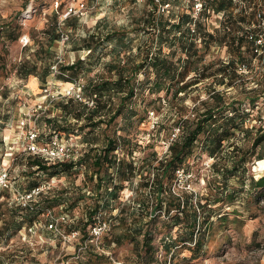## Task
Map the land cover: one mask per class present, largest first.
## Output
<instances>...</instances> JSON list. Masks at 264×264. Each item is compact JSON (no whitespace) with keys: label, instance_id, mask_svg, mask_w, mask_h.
I'll return each instance as SVG.
<instances>
[{"label":"rangeland","instance_id":"1","mask_svg":"<svg viewBox=\"0 0 264 264\" xmlns=\"http://www.w3.org/2000/svg\"><path fill=\"white\" fill-rule=\"evenodd\" d=\"M57 1L58 5L55 7L54 0H0V169L6 168L11 183L9 187L0 186V201L16 199L18 193H25L29 190L27 188L28 181L38 179L36 176H29L26 164L27 154L22 152L20 143H18L17 118L22 113L28 112L31 115L29 124H35L39 128V141L51 140L53 131L58 134V140L62 142L71 136L78 149V157L87 151L89 143L93 147H100L106 136L114 138L116 135L125 137V147L121 146L123 148H119L115 154L119 158H130L135 161L136 165H139L141 159L149 157L152 163L143 169V174H135L128 180H124L117 198L110 203V206L105 209L106 211L97 212L94 218L95 221L97 217L104 219L109 224L108 229H114L115 233L121 234L124 233L123 229H133V220L135 219L137 225L142 224L141 229L150 227L149 229L167 230L162 225V221L166 219L165 214L160 210L153 209L157 196L151 181L154 175L153 167L156 166L157 160L164 158L165 143L176 133L179 116L182 115L183 119L189 121L194 111H200L206 107V101L209 104L212 102L209 99V92L215 89L223 93L227 102L234 98L235 105L245 113L242 114V118L240 116L237 118L242 127L234 132L229 141L247 149L252 138L258 133L256 129L258 127L264 129V33L262 32L263 36L262 34L258 36L256 52L246 51L242 47V62L234 64L236 76L233 78L231 86L220 84L218 82L219 75H210L190 86L181 101L172 100L170 92L165 94L164 91H161L150 94L148 85H145L143 89L136 86L138 88L136 96L131 99L128 106L135 111L134 115L125 119L124 114H120L108 125L97 123V126H90L85 125L88 122L86 118L77 119L73 114H64L63 110L57 109L58 103L61 101L65 103L70 98L61 95L48 98L42 91L46 85L51 90L64 89L71 80L57 79V74L52 72L54 78L51 75L42 88L39 87V84L30 85L32 88L27 87L26 83H23L24 80L17 82L15 69L22 59L28 57L27 54H24L23 48L28 46L31 41L43 36V30L47 25L53 23L52 16L57 21L60 32L67 38L64 40L59 37L53 43V58L50 65L73 62L76 59V52L71 51L73 50L72 46L83 44V38L88 39L90 35L102 38V42L100 41L96 47L102 58L91 59L90 64L86 61L89 51L82 49L84 64L80 71L73 75L76 82L83 86V100L73 99L72 101L90 109L96 105V98L92 94L84 93V86L89 79H93V81L110 79L111 75L105 65L107 61L114 62L116 59L119 64H126V51H130L134 62L139 61L145 51L150 53L159 51L163 55L171 56L172 49L168 47V40L165 38L167 34L168 37H171V34L168 33V25H163V23L165 24V21H169V24L175 23L178 13L198 15L193 13L192 0H173L174 7L166 13L158 12L153 7L152 0ZM80 1L84 3L82 9L77 7ZM245 1L244 3L243 0H234L239 4L238 7L232 4L228 11L234 17L243 13L242 15H245L250 23L242 25L259 32L260 29H264V1ZM69 5H72L71 7L75 8L76 12H70L64 17ZM240 6L246 7L245 12L239 9ZM172 12L173 15H171ZM250 12L252 15H249ZM152 15L154 22L151 24L149 18ZM66 18L70 19L67 25L64 24ZM221 19V13L210 12L204 21V26L208 31H214L215 28L221 27ZM9 22L11 23L9 29L18 36L13 41L6 39L5 29L2 28L5 23ZM22 35L28 37L26 45H22L19 40ZM109 35L111 37L107 40L105 36ZM160 35L161 38H159ZM196 43L200 47V40H197ZM114 47H119V53H115ZM138 47H140L139 53ZM173 49H175V54L172 55L173 59L178 56L184 57L177 46ZM110 52L114 55L117 54V57L112 56ZM236 52L237 50L228 52L224 44H211L204 52V57L198 67L211 63L207 73H218L219 65L223 62L226 63L230 58H237ZM150 72L148 73L151 79L153 75ZM193 73L190 72L189 76ZM64 77L68 78L66 75ZM143 77L141 70L137 73V82L141 83ZM119 96V94L112 95L114 109ZM255 96H258L257 100L254 104H250L248 98ZM102 100L110 102L106 94L99 101ZM38 104H45L46 108L44 111L33 113L31 109ZM48 117L57 118L55 125L57 130H54L53 126L51 125V127L49 122H46ZM183 125L185 128L187 124H180V126ZM62 127L72 130L66 133V130L60 129ZM181 129L182 127L178 132L179 135ZM199 137L201 140L203 136ZM84 138L88 143H84ZM200 140L197 142L192 156L182 167L183 170L175 172L173 179L167 184V189L169 188L175 195H180L182 191L191 192L193 201L196 200V197L204 196L208 191V181L214 184L213 181L216 180V183H219L218 186L223 181L221 176H216L212 169V162L216 161L218 165L227 163L230 166L233 158L228 142L222 144L221 153L211 157L204 152ZM151 152H154V156L149 155ZM259 152L260 145L248 148L245 153L249 154V161L245 165V171L236 172L228 179V189L235 192V200L231 204L222 200L212 205L215 212L225 216L221 220L216 219V216L211 217L213 224L211 229L206 231L203 255L191 261L187 260L190 251L184 246H178L175 255H171V261L174 264L188 261L191 264H264V189L253 188L250 185V178L257 179L264 175L263 167L254 168L260 159H264V157L257 158L256 155ZM94 180L95 176L93 179H88L82 171H76L57 175L52 179L50 176H41V183L38 186L49 184L50 188L45 189L44 193L50 195L64 187H74L73 190L67 191L68 194L72 192L75 195V188L79 185L85 189L84 193L87 196L86 191L94 193L92 191ZM88 195L87 197L91 196V194ZM232 195L234 196V194ZM90 201V198H85L71 212H67L69 219L61 223L62 230L67 229L68 224L70 225L82 215L84 204ZM143 202L144 208L140 205ZM111 208H114V214L109 212ZM47 210L37 217V221H40L41 225L33 233L20 230L9 239L0 242V264H140V261L137 263L133 261L134 254H136L134 241L133 244H130L131 241L126 239L121 244L114 245L113 248L100 245L101 252L94 245L84 250L81 246L83 239L78 235L71 237L70 240H63L55 232L46 229L45 225L49 219L46 214ZM49 210L53 216H58L64 211L66 213L62 206H55ZM153 217H156L155 220L147 226L148 220ZM178 231L179 229L176 227L170 228L171 235H176ZM155 232L152 236L154 242L160 237ZM103 234V241H108L109 232L105 231ZM96 255H103V258L102 256L96 258ZM160 255L156 256L153 264H158L160 261L163 264L164 257L163 254Z\"/></svg>","mask_w":264,"mask_h":264},{"label":"trees","instance_id":"2","mask_svg":"<svg viewBox=\"0 0 264 264\" xmlns=\"http://www.w3.org/2000/svg\"><path fill=\"white\" fill-rule=\"evenodd\" d=\"M243 1L244 3L246 2L245 0ZM172 2L174 1L172 0ZM232 4L236 5V7L239 5L234 0H203V7L197 17L192 18L189 13H178L175 23L169 24V21H165V24L163 23V25H168V33L171 34V37H168V34L165 37L168 40V47L172 49L171 56L163 55L159 51L155 53L145 51L140 60L134 62L130 51H127L126 64L121 65L116 59L114 62L108 63L107 68L109 73L111 71L114 72L113 78H105L98 81L89 79L86 86H84V93L92 94L96 98V105L93 108L88 109L78 102L75 103L70 98L65 103L63 101L58 103L59 107L57 106V109L63 110L64 114H73L77 119L86 118L88 122L85 125L97 126V123H106L108 125L120 114H124L125 119L135 114V111L128 107L129 103L136 96L138 88L143 89L145 85H148V92L150 94L161 91H164L165 94L170 92V98L178 101L182 100L190 86L210 75H219L220 79H218V82L220 84L231 86L232 80L236 76L234 64L242 62V47L246 51L256 52L258 48L256 40L262 32V29L258 32L255 29L244 27L242 24H249L250 20L245 15H242L243 13H239L238 17L231 15L228 10ZM239 9L245 12L246 7L240 6ZM210 12L222 14V19L220 20L221 27L215 28L214 31H208L204 26V21ZM171 15H173V12ZM249 15H252V12ZM51 19H53V23L47 25L43 30V36L47 39V47L40 46L33 57H27L19 62L15 69L17 82L24 80L23 83L25 84L26 79L29 76H33L37 79L39 87L42 88L48 82V78L51 75L54 78L50 69L53 58L51 47L59 39L60 30L53 16ZM69 21L70 19L66 18L64 24L67 25ZM149 22L151 24L154 22L153 15L149 18ZM191 23H193L192 31L189 25ZM10 24V22L5 23L2 28L5 29L6 39L13 41L18 36L13 30L9 29ZM239 28L242 31H239ZM110 37L111 35L105 36L107 40ZM159 38H161V35ZM197 40H200V47L196 43ZM100 41L102 42V38L90 35L88 39H82L83 44L74 45L72 48L88 50L89 53L86 56V61L91 64V59L99 58L100 52L96 47H98ZM211 44H224L228 52L237 50V58H230L226 63L223 62L219 65L217 68L219 70L218 73H207L211 63L198 67L201 59L204 57V52H206ZM175 46L184 54V57L178 56L173 59L172 55L175 54V49L173 48ZM118 48L114 47L115 53H119ZM139 49L140 47H138V53ZM83 64L84 59L79 57L71 63L58 64L60 73H57L56 78L63 79L64 81L74 79L75 76L73 75H76L80 71ZM141 70L144 77L142 82L138 83L136 76ZM149 71L153 75L151 79ZM190 72H194L193 75L189 76ZM64 75L68 76V78L64 77ZM105 94L108 95L110 102L99 101ZM113 94L120 95L115 109L112 102ZM257 97L248 98V102L254 104ZM209 99L212 102L209 104L206 101V107L203 110L194 111L189 121L183 119L182 115L179 116L177 126L179 130L182 127L181 134H177L170 142L168 154L164 158L157 160L156 166L153 167L154 175L151 183L155 188L157 196L153 209L160 210V212L165 214L166 219L162 221V225L167 230L149 229L150 227L141 229L142 224L137 225V220L132 219L133 229H123L124 233L122 234L114 232V244H121L126 239L129 241H135L136 239V242L141 243L139 249L134 248L140 264L149 262L155 254L156 256L160 254L162 256L163 254V264H174L171 261V255H175L178 246H184V248L190 251L187 260L191 261L203 255L206 231L207 229H211L213 224L211 217L216 216V219L221 220L225 216L215 212L212 205L222 200L231 204L235 200V192L228 189V179L234 176L236 172L245 171V165L249 161V154L245 153V151L248 148L251 149L260 145V152L256 156L258 159L264 157V129L261 127L256 129L258 133L252 138L250 146L247 149L235 144L233 141H229L234 132L241 129V122L237 118L239 116L242 118V114L245 113L235 105L234 98H231L227 102L223 93L218 90L213 89L210 91ZM56 121V117L52 119L48 117L46 119V122H49V125H52L54 130H57L55 127ZM181 123L187 124L185 128L184 125L180 126ZM60 129L62 131L66 130V133L72 130L64 127ZM245 131H248V129H245ZM200 135L203 136L201 140ZM199 140L204 152L211 157L221 153L222 144L228 142L233 158L230 166L227 163L218 165L216 161L212 162V169L215 171L216 176H221L223 181L220 186H218L219 183H216V180L213 181L214 184L208 181V191L204 196L196 197V200L193 201L191 192L182 191L180 195H175L169 188L167 189V184L173 179L176 169L182 168L189 157L192 156ZM124 142L125 137L123 136L116 135L114 138L106 136L104 143L100 147H93L91 144H88L87 151L75 160L47 161L38 155L28 154L26 159L27 168L29 169L28 174L30 177H38V179L34 180L32 178V181H28V189L38 186L41 183V176H50L52 179L57 175L82 171L88 179H93L95 176L94 183H92V191L94 193L86 191L87 196L91 194L90 197H87L84 193L85 189L77 185L75 195L72 192L68 194L67 191L73 190L74 187H64L62 190L55 191L51 195L40 192L27 207L21 206L16 199L0 201V242L9 239L18 231L20 232V230L26 232V227L33 224L37 220V217L49 208L62 206L67 213L71 212L81 200L90 198L91 201L84 204L82 215L77 217L70 225L68 224L67 229H63L66 233L72 231L78 232L77 235L83 239L82 244L87 241L90 227L95 222L94 215L99 211L104 212L110 206L112 200L117 198L124 180H128L135 174L142 175L143 169L152 163L149 157H144L141 159V163L136 165L135 161L130 158H119L115 155L119 148L125 147ZM122 143L123 145H121ZM149 155L154 156V152L149 153ZM250 185L253 188L264 189V175H261L257 179L250 178ZM212 190L215 191L212 192ZM140 205L142 208L145 207L144 202ZM155 218H150L146 225L148 226ZM171 227L179 229L176 235H171ZM111 231L112 229L108 230L110 235ZM154 232L160 235L155 242L152 239ZM103 236L104 234L100 237V245L102 247L105 245ZM89 246L83 249L85 250ZM167 255L169 256L167 257ZM101 256L103 258V255H96L95 257L101 258ZM158 264H162L161 261Z\"/></svg>","mask_w":264,"mask_h":264},{"label":"built area","instance_id":"3","mask_svg":"<svg viewBox=\"0 0 264 264\" xmlns=\"http://www.w3.org/2000/svg\"><path fill=\"white\" fill-rule=\"evenodd\" d=\"M58 1L54 0V6L57 7ZM84 3L82 1L79 2L78 8L82 9ZM72 5H69V8L67 9V13L64 14V17L70 12H76L75 8L71 7ZM153 7L160 12V13H166L169 12L174 6L172 4V0H153ZM203 7V0H192L191 8L193 9V13L198 15ZM81 11V10H80ZM188 14V13H187ZM190 14V13H189ZM192 18H195L197 16H193L190 14ZM175 20V19H174ZM177 21V20H176ZM175 21V22H176ZM191 31L193 30V23L189 24ZM262 32L264 33V29H262ZM261 32V34H262ZM260 34V35H261ZM263 36V34H262ZM62 39H66L67 36L62 34L60 32V36ZM22 45H26L28 42V37L26 35H22L21 38H19ZM257 41V40H256ZM50 69L53 73L57 74L60 73L58 70V65L52 64L50 66ZM68 86L64 89H54L51 90L48 88V86H44L42 91L44 95L48 98H53L55 96L61 95L67 98H71L74 100L82 101V84L76 82V78L72 79L71 82L67 83ZM45 104H38L36 107H34L32 110L33 113L38 111H44ZM31 115L30 113H22L17 118V124L16 127L19 129L18 131V143H20V148L22 152H25V154H35L40 157H42L44 160L47 161H54V160H75L78 156V149L76 148V144L73 142V138L71 136L68 137L65 141H59L58 140V134L55 132H52V138L49 141H39L40 131L38 126L35 124L30 125ZM179 132V128L177 127L176 133L172 135L169 141L165 143L163 153L166 156L168 154V146L170 142L177 136ZM180 170H183L182 168L176 169L175 172H179ZM10 181L8 179L7 170L6 168L0 169V186L2 187H9ZM50 185L47 186H36L31 189H29L25 193H18L16 196V200L20 203L21 206L27 207L32 203V201L35 199V197L40 193L44 192V190L49 189ZM49 217L47 220V224L45 225L46 229H50L51 231L55 232L57 235L61 236L63 240H70L71 237L77 236L78 232L72 231V232H64L61 228V223L66 222L69 219V215L67 213H61L58 216H53L51 211L48 209L46 213ZM41 225L40 221L35 220L33 224L26 227V232L33 233L36 229H38ZM109 224L107 221H105L102 218H96V221L93 223V225L90 227L89 231V237L87 241H85L82 246L85 248L88 245H94L97 250H100L102 252V249L100 247L99 239L101 235L108 231Z\"/></svg>","mask_w":264,"mask_h":264},{"label":"crops","instance_id":"4","mask_svg":"<svg viewBox=\"0 0 264 264\" xmlns=\"http://www.w3.org/2000/svg\"><path fill=\"white\" fill-rule=\"evenodd\" d=\"M32 42H34V44H32ZM40 46H42V47H44V48H46L47 47V39H46V37L45 36H42V37H40V38H38V40H34V41H31V43H29V45L28 46H26V47H24L23 49H24V54H27L28 55V57L30 58V57H33L34 56V54L37 52V50H38V48L40 47ZM51 49H52V47H51ZM73 49V48H72ZM71 51H74V52H76V58H82V50L81 49H73V50H71ZM53 52V51H52ZM73 53V52H72ZM126 54L128 53L127 51L125 52ZM110 54L112 55V56H114L115 58L117 57V54H113L112 52H110ZM99 58H102L101 57V55H99L98 56ZM109 62H112V61H107L106 63H105V65H106V69L108 70V63ZM110 79L111 78H113L114 77V75H112V71L110 72ZM35 81V82H34ZM34 84H38V81H37V79L35 78V77H33V76H30L29 78H28V81L26 80V86L27 87H30V88H32L31 86H33ZM31 85V86H30ZM36 100H38V98H36ZM40 125H41V123H39ZM83 141H84V143H88L87 142V139L86 138H84L83 139ZM89 145H90V143H89ZM95 146V145H94ZM114 200H112V202H113ZM106 211V210H105ZM109 212H111L112 214H114V208L112 209H110V211ZM40 231H42V229H40ZM112 233H111V235H110V237H109V239H108V241H105V245H106V247H114V245H119V244H114V238H113V235H114V229H112V231H111ZM135 242V245H134V248L135 249H139L140 247H141V243L140 242H136V241H134ZM130 244H133V241H131L130 242ZM136 252V251H135ZM154 257V258H153ZM152 257V259L149 261V262H144L145 264H153V262L155 261V258H156V254H155V256H153ZM133 261H134V263H137V261H138V258H137V256H136V254H134V259H133ZM156 261H157V259H156ZM185 263H189V262H182V264H185ZM189 264H191V263H189Z\"/></svg>","mask_w":264,"mask_h":264},{"label":"bare ground","instance_id":"5","mask_svg":"<svg viewBox=\"0 0 264 264\" xmlns=\"http://www.w3.org/2000/svg\"><path fill=\"white\" fill-rule=\"evenodd\" d=\"M257 167H260V168H264V159H260L257 164L254 165V168H257Z\"/></svg>","mask_w":264,"mask_h":264}]
</instances>
